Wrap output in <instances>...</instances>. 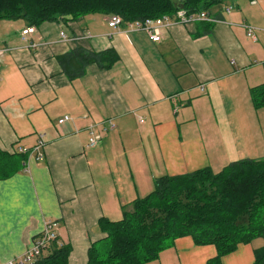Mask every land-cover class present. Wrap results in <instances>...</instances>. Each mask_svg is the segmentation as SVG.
Masks as SVG:
<instances>
[{
    "label": "crops",
    "instance_id": "1",
    "mask_svg": "<svg viewBox=\"0 0 264 264\" xmlns=\"http://www.w3.org/2000/svg\"><path fill=\"white\" fill-rule=\"evenodd\" d=\"M208 14L218 22L174 25L159 43L110 28L105 14L45 22L31 35L37 50L0 56V151L22 154L40 134L47 140L43 161L22 159L0 178V262L25 253L50 219L72 246L69 264H88L90 246L105 237L99 220H120L159 177L218 173L264 157V95H253L264 88V0H222ZM243 25L257 29V41ZM27 27L0 21V51L18 46ZM61 32L78 39L63 41ZM110 48L117 63L90 64L73 81L58 60ZM65 116L72 121L60 125ZM108 119L116 128L87 149L85 129ZM263 245L264 238L242 244L222 264H253ZM216 256L215 246L183 237L147 264H208Z\"/></svg>",
    "mask_w": 264,
    "mask_h": 264
},
{
    "label": "trees",
    "instance_id": "2",
    "mask_svg": "<svg viewBox=\"0 0 264 264\" xmlns=\"http://www.w3.org/2000/svg\"><path fill=\"white\" fill-rule=\"evenodd\" d=\"M222 0H0V21L24 20L38 27L45 22L75 21L89 14L120 15L125 21L209 11ZM70 80L82 77L90 64L108 69L118 62L115 49H77L58 58ZM264 95L255 89L254 97ZM261 104V103H260ZM259 105V103H258ZM26 154L0 151V178L19 169ZM120 220L102 217L105 237L92 243L88 264H147L177 239L191 237L197 246L213 245L222 259L242 244L264 238V157L230 163L220 172L204 168L156 179L153 191L132 203ZM34 264H69L72 246L58 239ZM264 264V245L255 249L254 263Z\"/></svg>",
    "mask_w": 264,
    "mask_h": 264
},
{
    "label": "built area",
    "instance_id": "3",
    "mask_svg": "<svg viewBox=\"0 0 264 264\" xmlns=\"http://www.w3.org/2000/svg\"><path fill=\"white\" fill-rule=\"evenodd\" d=\"M233 9L232 6H226L225 11L230 12ZM210 22L217 23L218 20L215 17H211L208 11L188 13L184 9L177 11L174 15H164L158 18H146L135 21H125L122 16L114 14L110 15L108 25L110 28L121 29L125 34H131L135 32L145 33L149 40L153 43H159L163 39L164 31L168 30L174 25H188L192 23ZM246 29L247 36L257 41V29L250 25H243ZM37 31L35 26H28L22 30L19 38V45L15 47H8L0 51V56L7 51L15 50H37L41 45L40 42L32 39V34ZM61 40L70 42L78 38L68 37L64 32L60 33ZM85 38H91V34L87 33ZM176 111V110H175ZM72 121L71 116H65L58 121V123L64 124L65 122ZM116 125L113 119H108L100 123H92L89 125L85 132L88 135L86 144L87 149L96 148L102 141L103 137L110 131L114 130ZM47 146V140L45 134H40L38 142L32 149L21 148L20 153L26 154L27 159H33L36 162H41L45 158V149ZM58 223L56 221L47 219L44 221L43 228L39 235L34 237L30 247L22 255L10 259L6 262H0V264H34L36 263L50 248V246L58 239Z\"/></svg>",
    "mask_w": 264,
    "mask_h": 264
}]
</instances>
